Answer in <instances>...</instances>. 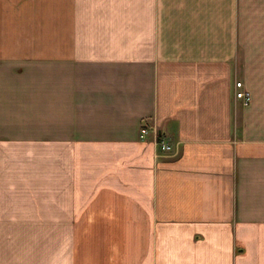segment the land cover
I'll use <instances>...</instances> for the list:
<instances>
[{
    "label": "crops",
    "instance_id": "1",
    "mask_svg": "<svg viewBox=\"0 0 264 264\" xmlns=\"http://www.w3.org/2000/svg\"><path fill=\"white\" fill-rule=\"evenodd\" d=\"M0 264H264V0H0Z\"/></svg>",
    "mask_w": 264,
    "mask_h": 264
},
{
    "label": "built area",
    "instance_id": "2",
    "mask_svg": "<svg viewBox=\"0 0 264 264\" xmlns=\"http://www.w3.org/2000/svg\"><path fill=\"white\" fill-rule=\"evenodd\" d=\"M236 86L238 88L236 96L241 98L245 105L249 104L252 100V94L249 90L243 89V82L237 81ZM154 132V141L159 150L164 151V153H170L174 150L173 144L162 134H160L155 128L150 129L146 123L141 126V138L145 139L148 134Z\"/></svg>",
    "mask_w": 264,
    "mask_h": 264
},
{
    "label": "rangeland",
    "instance_id": "3",
    "mask_svg": "<svg viewBox=\"0 0 264 264\" xmlns=\"http://www.w3.org/2000/svg\"><path fill=\"white\" fill-rule=\"evenodd\" d=\"M144 123H145V122H144ZM144 123H143V124H144ZM143 124H142V125H143Z\"/></svg>",
    "mask_w": 264,
    "mask_h": 264
}]
</instances>
